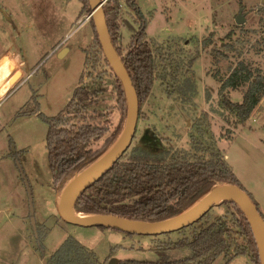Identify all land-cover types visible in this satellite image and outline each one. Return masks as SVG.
<instances>
[{
	"label": "rangeland",
	"instance_id": "374dc122",
	"mask_svg": "<svg viewBox=\"0 0 264 264\" xmlns=\"http://www.w3.org/2000/svg\"><path fill=\"white\" fill-rule=\"evenodd\" d=\"M121 1L126 48L145 21L147 38L172 52L179 78L186 73L187 61L198 54L193 63L196 93L184 95L178 88L180 79L155 80L140 104L142 118L139 115L132 142L143 143L146 131L151 150L190 149L192 127L200 118L208 121L206 137L214 136V145L264 214V96L250 118L238 126L235 116L220 103L224 99L221 80L238 62L264 75V0H136L137 9L128 0ZM241 9L245 22L238 24ZM81 10L80 0H0V264H46L70 236L90 248L98 264H109L110 256L117 261H157L165 253L158 247L183 237L193 239L195 231L219 219L229 207L222 203L193 227L159 236L84 227L61 218L59 203L71 179L61 189L55 183L48 152L49 123L40 113L52 117L66 111L76 88L84 83L97 91L98 100L90 107L91 112L103 113L97 122L113 127L120 117L114 78L107 73L100 77L98 70L89 73L92 69L86 59L95 32L86 20L88 14ZM59 42L70 46L71 52L56 53L53 48ZM13 44L14 56L8 50ZM19 48L28 60L26 67ZM16 73L18 82L8 91ZM247 88L230 89L225 95L231 102H241ZM24 108L35 111L20 113ZM205 112L210 118H204ZM24 176L32 189L37 228L47 227L42 240L32 225ZM166 252L171 259L188 253L186 248H166ZM224 262L221 257L214 264ZM227 264L255 262L241 254Z\"/></svg>",
	"mask_w": 264,
	"mask_h": 264
},
{
	"label": "trees",
	"instance_id": "16d2710c",
	"mask_svg": "<svg viewBox=\"0 0 264 264\" xmlns=\"http://www.w3.org/2000/svg\"><path fill=\"white\" fill-rule=\"evenodd\" d=\"M80 1L82 14H90V1ZM127 3L137 9L136 0H128ZM104 12L112 42L137 90L139 107L152 91L154 81L159 78H171L178 82L180 79L178 88L185 92L184 95L196 93L193 63L198 54L187 61L186 73L179 78L180 70L174 69V60L170 57L172 52L162 44L157 45L154 39L147 38L145 21H141L126 48L123 43L125 12L122 1L108 0L104 4ZM90 22L94 28L95 42L88 51L86 64L91 66L90 74L98 70L97 75L100 77L107 73L114 78L116 107L120 117L113 127L97 122L103 113L90 111V107L98 100L97 91L89 90L84 83L76 88L66 111L52 117L40 113L49 123V161L55 183L60 189L112 146L127 117L125 90L105 57L92 18ZM181 61L178 59V67ZM221 84L220 92L224 99L220 103L235 116L236 126L245 123L264 96V75L240 61L221 80ZM246 85L248 88L241 102L227 99L225 93L230 89L236 90ZM34 111L24 108L20 113L30 114ZM139 115L142 118V110ZM204 118H210L207 112ZM207 122L200 118L192 127L190 149L151 150L145 131L143 143L132 142L109 171L79 195L75 210L81 214H113L131 220L161 222L181 215L219 184L239 185L244 189L221 149L214 145V136L206 137L210 129V123ZM12 156L15 157V154L12 153ZM224 203L229 206L226 213L200 231H195L193 239L183 237L177 242L166 243V247H158L163 248L164 259L148 261L126 258L118 260L116 264H214L221 257L227 264L241 254L250 255L255 264H261L256 235L249 219L235 202ZM261 215L264 217L263 213ZM207 216L208 213L201 220ZM37 233L38 239L42 240L48 233L47 227L39 225ZM166 248H186L188 253L183 258L171 259ZM46 264H98V259L90 248L70 236L47 258Z\"/></svg>",
	"mask_w": 264,
	"mask_h": 264
},
{
	"label": "water",
	"instance_id": "95a60500",
	"mask_svg": "<svg viewBox=\"0 0 264 264\" xmlns=\"http://www.w3.org/2000/svg\"><path fill=\"white\" fill-rule=\"evenodd\" d=\"M89 1L92 8V12L90 13L91 18L94 21L105 57L125 90L127 98V117L121 133L112 146L100 158L78 172L64 188L59 203V214L61 218L70 224L84 227L104 226L136 234L163 235V233L179 231L182 230V228L198 223L214 207H218L226 201H232L240 206L245 216L249 219L254 235H256L259 254L261 256V264H264V217L261 215L252 197H250L239 185L227 183L219 184L203 196L197 204L181 215L161 222L131 220L113 214H81L75 210V203L79 195L92 183L96 182L107 173L130 147L136 134L140 111L137 90L110 36L106 14L104 12L105 2L104 0ZM243 22H245V17L243 15V9H241L236 17V23L242 24ZM61 53L63 54L64 51ZM11 54L14 56V51H11ZM17 75L18 73L9 80L10 83L16 81L8 91L18 82V78H16ZM24 182L28 193L32 225L38 236L37 225L34 218L32 189L25 176ZM198 204L200 205L195 208ZM116 263L117 260L115 258L111 259L109 262V264Z\"/></svg>",
	"mask_w": 264,
	"mask_h": 264
},
{
	"label": "crops",
	"instance_id": "0c3cea01",
	"mask_svg": "<svg viewBox=\"0 0 264 264\" xmlns=\"http://www.w3.org/2000/svg\"><path fill=\"white\" fill-rule=\"evenodd\" d=\"M14 46H16L15 44H13L12 46H10V48H8V50H10V51H12L11 49L14 47ZM20 49V51H21V48H19ZM53 50L54 51H56V53H59V52H62V51H64V55H67L69 52H71V47L70 46H65V44H63L62 42L60 43H58V44H56V46H55V48H53ZM14 51V50H13ZM14 54H15V52H14ZM63 55V56H64ZM21 56H22V58H23V60H24V66L26 67L29 63H28V60H25L24 59V55H23V53H22V51H21ZM25 73V72H24ZM3 98V97H2ZM1 100V99H0ZM262 100V99H261Z\"/></svg>",
	"mask_w": 264,
	"mask_h": 264
},
{
	"label": "built area",
	"instance_id": "2783aa9c",
	"mask_svg": "<svg viewBox=\"0 0 264 264\" xmlns=\"http://www.w3.org/2000/svg\"><path fill=\"white\" fill-rule=\"evenodd\" d=\"M108 0H104V2L106 3ZM121 1V0H120ZM91 18V14H88V16H86V20H90Z\"/></svg>",
	"mask_w": 264,
	"mask_h": 264
},
{
	"label": "bare ground",
	"instance_id": "6f19581e",
	"mask_svg": "<svg viewBox=\"0 0 264 264\" xmlns=\"http://www.w3.org/2000/svg\"><path fill=\"white\" fill-rule=\"evenodd\" d=\"M201 204V203H200ZM200 204H198L197 206H195V208H197ZM193 210V209H192Z\"/></svg>",
	"mask_w": 264,
	"mask_h": 264
}]
</instances>
